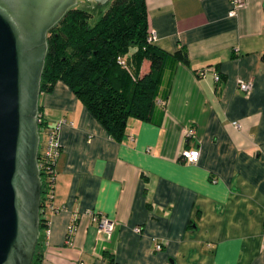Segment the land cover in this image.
<instances>
[{
    "label": "crops",
    "instance_id": "obj_1",
    "mask_svg": "<svg viewBox=\"0 0 264 264\" xmlns=\"http://www.w3.org/2000/svg\"><path fill=\"white\" fill-rule=\"evenodd\" d=\"M144 5L154 45L187 51L162 112L115 140L62 80L39 94L61 151L38 264H264V0L231 17L229 0ZM91 213L115 221L110 237Z\"/></svg>",
    "mask_w": 264,
    "mask_h": 264
},
{
    "label": "trees",
    "instance_id": "obj_2",
    "mask_svg": "<svg viewBox=\"0 0 264 264\" xmlns=\"http://www.w3.org/2000/svg\"><path fill=\"white\" fill-rule=\"evenodd\" d=\"M145 13L144 0H110L95 24L89 26L86 10L69 8L46 32L47 52L39 92L49 91L62 80L115 140L124 136L128 118L149 120L157 106L162 112L176 62L188 64L187 51L178 47L168 53L147 41L150 30ZM128 54L127 60L124 55ZM143 62L148 65L145 71ZM38 113L41 134L48 124L40 106ZM39 171L40 234L30 264H38L41 259L39 246L44 244L47 225L43 214L49 181L42 168Z\"/></svg>",
    "mask_w": 264,
    "mask_h": 264
},
{
    "label": "water",
    "instance_id": "obj_3",
    "mask_svg": "<svg viewBox=\"0 0 264 264\" xmlns=\"http://www.w3.org/2000/svg\"><path fill=\"white\" fill-rule=\"evenodd\" d=\"M77 1L0 0V264H30L40 234L37 115L46 32Z\"/></svg>",
    "mask_w": 264,
    "mask_h": 264
},
{
    "label": "built area",
    "instance_id": "obj_4",
    "mask_svg": "<svg viewBox=\"0 0 264 264\" xmlns=\"http://www.w3.org/2000/svg\"><path fill=\"white\" fill-rule=\"evenodd\" d=\"M229 3H230V10L228 11L227 15L231 17L235 15L238 8L242 7L243 0H229ZM154 39H155V33L154 31L150 30L149 35L147 37V41L153 42ZM117 61L118 63L123 64V61L120 58H118ZM218 79H219V75L217 73H214V80L217 81ZM236 84H237L238 89L244 93L248 92L251 89V85H252L250 81H246V80L245 81L238 80ZM38 122H39V116H38ZM232 124L234 126H237V122H234ZM48 127L43 132L44 133L43 141L40 138L41 134H39L40 141H39L38 155H37V160H36V162L38 163V171L40 170V168H42V170L44 171L49 181L48 192H47V196H48L47 205L50 204V201L52 198L51 192H52V187H53V180L55 178L54 166H55L56 161L55 162L52 161V158L56 159V157L61 151L59 149L60 147L58 145V141L56 138L58 126L48 125ZM185 132H186V136H189V135L191 136L195 133L194 129L190 127ZM41 141H42V144L40 146ZM39 152H41V154H40V157L38 158ZM181 156L183 157V160L189 164L196 162L199 158L197 149H190V150L185 149L181 152ZM90 216L96 221L98 233L100 235L102 234L103 236L107 238L112 235L113 231L115 230V221L108 219L101 213L100 214L91 213ZM67 230L69 233H72L73 226H69ZM43 231H44V237L46 238V236L49 233L47 225L45 226ZM134 231L140 232V228L136 227ZM160 247H161V244L158 242H155L154 249L160 250Z\"/></svg>",
    "mask_w": 264,
    "mask_h": 264
},
{
    "label": "rangeland",
    "instance_id": "obj_5",
    "mask_svg": "<svg viewBox=\"0 0 264 264\" xmlns=\"http://www.w3.org/2000/svg\"><path fill=\"white\" fill-rule=\"evenodd\" d=\"M107 6H108V3H106V2L103 5H97L94 2H88L86 0H78L74 7H77V8L81 7L87 11L86 20L88 22V25L92 26L93 24H95L96 20L100 17V15L103 14V11L105 10V8ZM129 55L130 54L124 55V58H127V60H128ZM142 65H143L142 71L147 70V66H148L147 63L143 62ZM43 136H44V133L42 132L40 135V138L42 139V141H43Z\"/></svg>",
    "mask_w": 264,
    "mask_h": 264
},
{
    "label": "flooded vegetation",
    "instance_id": "obj_6",
    "mask_svg": "<svg viewBox=\"0 0 264 264\" xmlns=\"http://www.w3.org/2000/svg\"><path fill=\"white\" fill-rule=\"evenodd\" d=\"M86 1H88V2H94L97 5H103L105 2L108 3L110 0H106L103 4H98L95 0H86Z\"/></svg>",
    "mask_w": 264,
    "mask_h": 264
}]
</instances>
